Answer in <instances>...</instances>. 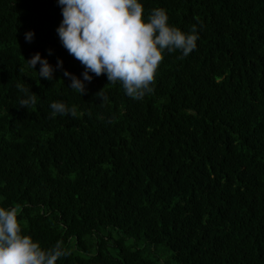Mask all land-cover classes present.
I'll list each match as a JSON object with an SVG mask.
<instances>
[{
  "label": "trees",
  "instance_id": "1",
  "mask_svg": "<svg viewBox=\"0 0 264 264\" xmlns=\"http://www.w3.org/2000/svg\"><path fill=\"white\" fill-rule=\"evenodd\" d=\"M142 3L199 38L134 99L105 74L68 87L84 66L57 0H0V206L43 247L64 241L56 264H264V0ZM36 52L62 59L53 80Z\"/></svg>",
  "mask_w": 264,
  "mask_h": 264
},
{
  "label": "clouds",
  "instance_id": "2",
  "mask_svg": "<svg viewBox=\"0 0 264 264\" xmlns=\"http://www.w3.org/2000/svg\"><path fill=\"white\" fill-rule=\"evenodd\" d=\"M62 20L56 31L63 47L84 66L82 77L63 69L70 78L68 87L82 95L86 81L93 75L105 74L111 83L119 82L124 93L140 99L152 91V81L165 52L179 50L187 56L197 47L199 32L193 24L183 31L169 23L166 9L154 7L145 13L142 0H57ZM34 31L25 33L31 41ZM51 50H49V53ZM35 69L39 62V77L53 80V73L62 68L58 58L55 66L47 57L36 52L27 59ZM105 89V88H104ZM104 89L97 95L104 97ZM28 91L21 105L35 102V93ZM50 115L72 111L63 101L49 105ZM17 209L0 206V264H56L58 258L70 252L63 240H56L47 248L30 234H24L17 219Z\"/></svg>",
  "mask_w": 264,
  "mask_h": 264
}]
</instances>
